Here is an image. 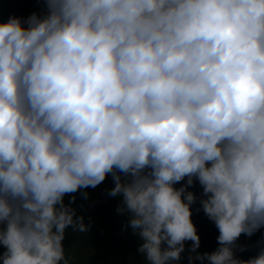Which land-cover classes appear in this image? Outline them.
<instances>
[{"label":"clouds","instance_id":"clouds-1","mask_svg":"<svg viewBox=\"0 0 264 264\" xmlns=\"http://www.w3.org/2000/svg\"><path fill=\"white\" fill-rule=\"evenodd\" d=\"M36 3L0 22V264H70L108 177L143 264H264V0Z\"/></svg>","mask_w":264,"mask_h":264},{"label":"trees","instance_id":"trees-1","mask_svg":"<svg viewBox=\"0 0 264 264\" xmlns=\"http://www.w3.org/2000/svg\"><path fill=\"white\" fill-rule=\"evenodd\" d=\"M39 8L36 0H0V22L6 21L10 14L27 17L32 11H39ZM112 186L111 178L108 177L96 188L86 189L87 199L79 192L75 194L76 200L72 207L76 209L77 215L84 217V223L91 226L86 233L73 232L70 228L66 230L64 245L66 254L70 256V264H143L136 252L139 238H134L130 229L122 231L126 218L115 212L118 199L106 194V189ZM190 190L197 195L201 191L198 185ZM197 207L198 203L193 205L191 219L200 236L199 251L210 252L217 246L215 238L218 233L202 212H196ZM258 237L259 234L252 241L241 237V243H254ZM254 254L255 249L240 255L246 259ZM181 264H186V261Z\"/></svg>","mask_w":264,"mask_h":264},{"label":"rangeland","instance_id":"rangeland-1","mask_svg":"<svg viewBox=\"0 0 264 264\" xmlns=\"http://www.w3.org/2000/svg\"><path fill=\"white\" fill-rule=\"evenodd\" d=\"M259 234V233H258Z\"/></svg>","mask_w":264,"mask_h":264}]
</instances>
